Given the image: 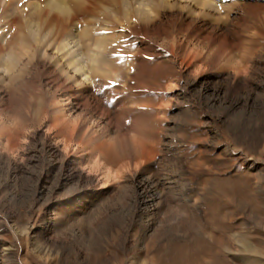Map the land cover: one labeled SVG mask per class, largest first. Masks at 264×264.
Returning <instances> with one entry per match:
<instances>
[{
  "label": "rangeland",
  "instance_id": "rangeland-1",
  "mask_svg": "<svg viewBox=\"0 0 264 264\" xmlns=\"http://www.w3.org/2000/svg\"><path fill=\"white\" fill-rule=\"evenodd\" d=\"M0 264H264V0H0Z\"/></svg>",
  "mask_w": 264,
  "mask_h": 264
}]
</instances>
